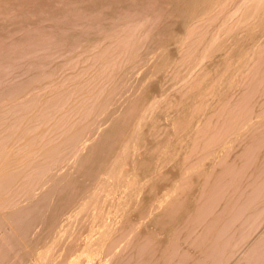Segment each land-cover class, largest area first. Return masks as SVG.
Here are the masks:
<instances>
[{
  "label": "rangeland",
  "instance_id": "obj_1",
  "mask_svg": "<svg viewBox=\"0 0 264 264\" xmlns=\"http://www.w3.org/2000/svg\"><path fill=\"white\" fill-rule=\"evenodd\" d=\"M106 1H105L106 4L103 2L105 5V6L104 5L103 6L106 7L107 3H108V5H109V7L107 6L108 9H111L110 5L111 6L115 5L118 8H122L123 6L125 7V4H126L125 0H120L121 2L120 1H118V2L121 3V5L120 4H118V5L122 6V7H119L117 5L118 2L116 0H110V1L106 0ZM130 1H132L133 4H135L137 2H141V0L140 1L130 0ZM149 1L150 2H147L148 5L153 4L156 8L153 10H155L157 13L159 10H161L160 13L166 17L164 18V16H162L160 13H158V16H159L158 17L157 13H155L156 14V15H154L155 18H153L151 16V14L147 15L148 12L146 13V15H142L145 17H141V16H140V18L138 17L139 20L136 16H134L133 18L135 19V17H136V19H137L135 21V23L133 20L130 24H128L129 26L123 25L121 27V29L119 28L117 30L118 32L120 31L119 33L116 31L117 32V34H116V32H115L116 36L113 33L115 37L112 36L113 34L112 35L110 34V36L108 35L107 38L105 39L106 42L103 41L101 43V44H107V45H105L106 50H105L103 55L109 56V55L113 54V52L115 51L114 54L111 55L112 56V62L109 60V59H111L110 56H109L110 58L109 57L105 58L103 56L105 62L107 61V59H108L107 62H110L108 65L105 64V62L101 63L102 61L99 62L98 59H97L98 61L95 59V58H97V57H95V55H96L97 49L99 47L98 45L91 42L90 44H92V45L94 44V45L92 47L90 46L91 48L89 49L86 46H88L90 44L89 43L86 44L87 41H86V43H84L85 39L83 37L77 36V35L80 36V35L84 34V32H85L84 29L85 30L87 29L86 24H87V21H89L88 19L87 20L84 19V21L86 20L84 23H83V20H80L81 18L77 19L76 22H78V23H76L74 21L76 23L75 26L72 24L73 23L72 21H71L72 23H69L70 19H68V22L62 21L63 23L61 25H59V23H58V26H56L57 25L56 22L53 23L54 21H57V20H54L55 17H54V19H53V17H51V13L52 12L61 13L62 11H64V12L66 11V13H67L66 7L71 4V2L69 0H66V2H65V0H63V1H61V0H27L24 5H22L20 7L18 6L17 7L19 9V10L17 9L18 11L22 12L23 14H26V17H28V16L30 17V18L28 17V19H26V20H25V18L23 20V18L21 17V21L26 26L28 25L27 26L28 30L32 31L33 29L34 30L39 29L38 30L39 31L38 34H39V33H41L40 30H42L44 28L45 30L43 29L42 31H44L46 33L49 32V33L47 34V36H46V34H44V32H42L43 34H40V35H42L43 38H44V36L47 37V39L44 38V40L46 41V44L40 46V48L36 47L37 50L34 47V45L31 46L32 43H28V45L30 44V47L32 50L27 46L29 48V51H28L27 47H26L27 48L26 51H28L27 54L31 57H29L28 55H25V57L27 56V58H25L24 63L21 64L22 66H24V64L27 65L29 60L31 59V61H32V59L35 57H36V59L35 60L33 59L34 61H39V60L42 61V65L40 67L42 72L39 70L40 73L43 74V75L41 74L42 75V81L30 85L29 88H27L29 85V84L28 85L26 84V83H29L27 81L25 83L27 85L26 91H28V89H29L30 92L28 91L27 93L26 92L23 93V91H25V90H23L19 94L18 93L16 94L19 98H16L17 96H15V99H14V94H13L11 96L13 99L11 98V100L14 102V104H15V100H17V99L20 102H24V101L26 102L28 100L27 101V103H28L29 101H32V99L35 98V96H36V98L39 99L38 101L40 102V99H41V102H42L44 99H45L44 101H46L47 99L48 100L54 99L53 91L55 92L54 94L58 93V91L62 92V93L63 92L66 93L67 91H71V93H74V91H76L75 89H77V90L79 89L80 93L78 95H76V96H75V94H72L74 96L70 95L71 98H68L69 100L67 98L66 99L63 98L64 100L62 99L60 101L61 102L60 104H62L61 105L62 110H64V111L66 110L64 113H66L68 111V113H66L68 115V116L67 115L66 116L70 117V119L68 120L69 121L68 124L70 123V125L75 127V128H73L71 126V128L74 131H75V129H79L82 126L84 127L85 120L84 119L82 120L81 118H84V117L86 118L88 114L90 115V118H89V115H88V118H86L88 120V121L86 120V122L90 121L89 126H88V130L93 131L92 129L98 128L100 126L101 127L99 130H101L103 127H105L108 124V121L103 120V117H101V115H99V112H98L99 111V108H98L99 102L104 97L105 92L107 89H109V87H113L115 84L116 85H122V84H119V82L120 81L123 82V80H121L122 79L121 77L124 76L123 74H125V72L128 73V75H130V76L127 77V75H125L127 77V78H125L126 79L125 80L126 87L124 89H122V92L127 93V94L129 93L128 94L129 96L132 93V91L137 90V91H135V94H134L137 97V95L139 96V94L141 92H143V89L147 88L148 85L149 86L150 85L155 86L154 88H156L155 89L156 92L153 95H151V96H149L143 100L145 103H143L142 107H144L145 109L148 108V109H146L147 112L145 111L147 113V114L145 113L146 117L145 116L143 117V119L141 120L142 122L139 121L140 120L139 116L141 115L140 114L141 112H138L136 118H134L132 121L133 124H131V127H129L130 132L127 130L128 135L131 136V134L133 135V132H134L133 130H135L138 126L140 127V129L137 128L138 132L140 133V136L138 135L139 133H137V135H135V137H138V139L136 141L137 144L133 145V143L135 141V137H134L133 138L134 141L129 142L124 147L126 150L123 147L122 148L120 147L119 149H117L118 151L115 152V155H122V154L126 155V156L122 155L125 158L124 157H123L124 159L122 158V165L120 164L121 168L119 167V169H122L123 171H126V170L128 171L131 169H132V171L136 170L137 172L135 171L136 172L135 174L137 175L138 180L142 179V177L144 176L143 171H146L145 170L146 167L147 168L151 167V165H153L155 163H159L160 160L163 161L166 158L168 159V160H166L167 164L165 163L163 165V167H161L159 169V171H158L159 177H161L160 174L161 175L164 174L163 170H165V169L167 170V168H168V171H171V172H169L170 176H172L173 173H175L173 176L176 177V180H173V179H175V177L172 176L173 177V179H172L173 181L171 180L172 183L177 181V177L179 179L182 178L183 180L185 178L188 179V180L186 179L184 181L186 183L185 185H184V182H182L184 185V188H185V191L182 193V195H187V197L186 196H184V197L189 198L190 200L192 199V196H193V200L195 199L194 202L197 203V207H194L195 209L193 210V212L190 213V215L192 214L193 216H195V215L197 216V214H198L201 217L200 218L194 217V219L196 221V223L194 222L195 226L192 223V225L189 224V226L179 225L180 227L179 226L176 227V230H174V234H173L171 240L167 241L168 244H166V246H165V249L166 250L168 249L169 252H168V250L164 251V252L169 254V256H168V258H170L168 260L169 263H172L174 261L172 264H174V263L177 264L176 262H178V260L181 259V256L183 254H187L188 256L190 255L189 258H191V259L197 258L199 256V251L197 250V247L194 243L195 238L199 237L205 231L206 224L208 223V221H210L211 219L213 220L215 218V216H217V213H218V216L221 213H223L222 210L225 206V201L226 202L230 201L228 199H231V200L233 199V201L238 199V200H241V202L236 204L237 206L235 205V207L233 209H231V212L229 211L227 213V215H228L227 220H225L226 219V216H225V219L222 218L220 220L221 221L220 223L217 222L218 223L217 225L218 226L220 225V226L219 227L217 226V228H215L216 230L214 232V234H215L214 236H217L219 234V237H221V239H222V237L223 238L226 237V239H224V240L228 239V243H227L228 245L224 246L225 248L224 247L222 248L223 249V250H221L222 255L219 256V257H223V259L221 260V258H220L219 260L223 263L224 260L226 259L224 262L226 264H231L230 263L231 261L233 264L237 260V258H239L238 260L241 259L240 262H242V263L246 259H248V260H246V262H248V263L251 262V264H253L255 261L259 260V258H260V260L264 261V255H263L264 253H262V252L259 255L254 254V255L249 257V255L251 254L250 251L252 250L251 245H254V243L260 239L257 237H260L262 235V233L264 235V227H263L264 226V224H263L264 223V219H263L264 218V210L261 212L262 217L260 218V220H257L258 222L259 221L261 222L260 225L256 221H255L256 223L252 222L253 224H251V223H248L245 221L243 222V220H242V218L245 217L248 214V212L250 213L251 211L255 210V205L259 201H262L264 199V190H263L264 185L260 187V184H259L264 179L263 178L264 170L260 169V168L258 169V167H260L261 165H263L262 163H264L263 162L264 161V159H263V157H264V139L262 140L263 142L261 140H259L261 137L264 138V112H262V111H264V10H263L264 9V0H262L263 2H261V3H260V0H250V1L249 0L248 1H245V0H209V1L205 2L204 4H202L201 6L196 7L195 9L191 8L190 10L187 9V6H186L184 0H154V1L149 0ZM179 1H182V2L180 3ZM227 1L230 3H228ZM122 2L124 3V5ZM152 2H154V3H152ZM247 2H248V4L250 2V5L246 9ZM258 3L260 5H256V6L253 5V4H258ZM74 5H77V4H74ZM251 5H252V8H251L252 11L250 10ZM71 6H72V4L68 7L70 8ZM152 6H151V10L149 12L152 11V13H153V10H152L153 7ZM257 6H259V7H257ZM55 7H56V9H55ZM77 7L81 8L79 11V12H81L83 7H80L79 5H77ZM79 8H77V9H79ZM107 8H105V9H107ZM167 8H168V10H167ZM35 9H36V11L38 10V13L35 11ZM123 9H125V8H123ZM97 10H98V12H101V10L99 8ZM246 10L248 11V14L245 13ZM227 11H228V13H227ZM39 12H40V14H39ZM221 13H224V15L223 14L221 15ZM15 14H16V11L14 12L13 15H15ZM29 14H31V15H29ZM46 14L49 15L48 16L49 20H51V22L53 20L52 23L56 27H58L57 31L54 30V32H53V29H56V27L53 25L54 26V28H53V26H51L52 25L51 22L47 21L48 17ZM68 14H69V12H68ZM215 14H217V15H215ZM246 14L249 17H247ZM42 15L44 17H42ZM32 16L34 17L33 19H32ZM65 16H66V14H65ZM156 16L158 18H156ZM216 16H218V17H216ZM45 17H47V18H45ZM151 18L153 21L154 20L155 21L153 22L152 20H150ZM45 19H46V22L44 21L45 22V25H44L43 20H45ZM1 20L3 21V20H5V18H3ZM37 20H38V26L40 24L42 25V26L40 25L41 27H39V28L37 25L34 27V24H33ZM39 20L40 21L42 20L43 23L39 22ZM64 20H66V19H64ZM78 20L82 21L81 22L82 26L80 25V22ZM148 20H150V21H148ZM2 21L0 23L4 22V21L3 22ZM105 22L107 24L110 23V21H107V20ZM121 23H124V22H121ZM136 23H138V24H136ZM160 23H164V24H160ZM63 24H65L66 26ZM62 25L64 26L63 28H62ZM70 25H72V26H70ZM29 26L32 27L33 29L29 28ZM47 26H49V27H47ZM159 26L161 28L163 26H165L166 32L160 33V30H159L160 27ZM72 27H73V29H72ZM79 27L81 29H77ZM49 28L50 29L52 28V29L49 30ZM128 28H129V30H128ZM46 29H48V30H46ZM60 29H61L62 33H60L61 31H59ZM156 29L158 31H156ZM196 29H198V30H196ZM81 30H83L82 31L83 33L80 32ZM148 30H149V32H148ZM51 31H52V33H50ZM86 32H88V29L86 30ZM94 32L95 31L90 32V33H94ZM158 32H159V35H158ZM193 32H194V34H193ZM54 33H55V35H54ZM153 34H155L153 38L159 39V40L157 39L156 42L159 44L161 43L160 44L161 46L160 45L157 46L158 44L155 43L156 46L159 47V48H156L157 51L151 45V44H153V40H152ZM189 34L191 37L189 36ZM49 35L52 37V40L49 37ZM74 35H76L77 37ZM117 35H118V38H117ZM69 36H71V38H76V39L80 38V39H77L78 41H77V44H75L76 46H74L75 48L71 47L68 44V42L67 43L63 42L64 39L67 40ZM54 37H56L55 40L56 41L58 40V42L53 41ZM108 37L109 38L111 37L114 42L111 39H110L111 40L110 41ZM48 38H50V40L47 42ZM114 38L117 40H114ZM198 38H199V40H198ZM194 39H196L198 41V43H196L195 46H194L195 42L194 43L192 42ZM128 40H129V42H128ZM196 40H194V41H196ZM209 40H211V41H209ZM81 41H82V44H81ZM134 41H135V43H134ZM115 43L117 44V46L115 45ZM149 43H151V44H149ZM110 44H112V46ZM47 45H48V49H47ZM192 45L194 46V48H192ZM82 46L85 47L86 49L84 48L85 49L84 50ZM141 46H143V47H141ZM148 46H150V47H148ZM69 47H71V48H69ZM80 47H82V48H80ZM100 47H104V46L100 45ZM76 48L78 50H76ZM45 49H47V50H45ZM70 49L71 50L73 49L72 50L73 53ZM107 49H109V50H107ZM188 49H189V51H188ZM26 51H25V53H26ZM48 51H52V53L48 52ZM111 51H113V52H111ZM135 51H136V54H135ZM186 51H188V52H186ZM259 51L261 53L262 52L263 53L261 54ZM35 52H36V54H34ZM55 52L56 53L58 52V54H56ZM109 52H111V53L108 55ZM137 52H138V54H137ZM93 53H95V54L93 55ZM32 54H33V58H32ZM71 54H73V55H71ZM115 54L118 57L116 56L115 57L116 60L115 59L113 60ZM203 54H204V56H202ZM92 56H94L95 58ZM42 57H44V58H42ZM141 59H142V61H140ZM201 59H202V61H201ZM102 60H103V58H102ZM93 61L95 63H93ZM28 64H31V62ZM103 64L105 66H103ZM26 65H25V67L27 69L29 67V69H28L29 71H26V72L24 71V69H22L23 68L22 66L18 67V69H20L19 70L20 72L23 71L24 74L21 73L23 75H21L18 72L17 68L15 70L16 74L19 73L21 75V76L17 75L19 78L20 77L22 78V79H20V81L21 80L26 81V79L30 81V79H29L31 76L30 70H33L34 68L32 65H29L28 67ZM110 65H111V67H109ZM53 67H55V70H56L54 74H52V72L51 73L47 72V71H51V69ZM57 67L59 68V70L56 69ZM26 68H25V70H27ZM94 68H95V70H94ZM5 69H7V68H5ZM11 70L14 72V68ZM52 70H54V69H52ZM96 71H98V72H96ZM261 71H263V72H261ZM142 72H143V74H142ZM26 73H28V74H26ZM48 73H50L51 75H49ZM16 74L13 73L14 77H13V75H11V77H10V80H11L10 82H12V83H10V82L9 83L13 85V86L11 85L12 87H14L15 84H17L19 82V80L17 81L18 77L15 78ZM24 75H26V76H24ZM96 75L99 78L96 77ZM100 77H101V79H100ZM51 78H53V79H51ZM129 78L132 80H130ZM15 79L17 82L14 81ZM118 80H120V81H118ZM50 81L52 83H50ZM130 81L132 84H130ZM82 82L83 83L85 82V84H83ZM88 82H90V84H91L90 88H89L90 84L88 85ZM64 83H65V85H64ZM78 83H80V84H78ZM93 83H96V84H93ZM127 83L129 85H127ZM34 85H35V87H34ZM78 85H81V86L78 87ZM130 85H131V88L129 87ZM59 86L64 90H62ZM133 86H134V88H133ZM81 87H83V88H81ZM139 87H140V89H138ZM30 89H32V90H30ZM57 89H58V91H55ZM65 90H67V91H65ZM89 90H91V91H89ZM93 91H95V92H93ZM88 94H90V95L88 96ZM121 94L122 93L120 92L118 95H121ZM127 94H122V96H119V97L125 98L124 96H126L125 99L127 100V98H128ZM54 96H56V95H54ZM119 97L117 96V98L120 100L121 98H119ZM116 99L113 102L114 105L112 104L111 106L117 107V105L118 106L120 105L119 107H117L119 109L118 113H120V108H122L124 106V104H126L127 102L125 99L124 100L122 99L123 100V106H122L121 102L119 100H116ZM11 100H10V98H8L7 100H5L6 102L2 101L0 103V106L3 103H4L3 106L4 105L6 106V103L10 106V104L12 103ZM72 100H74V101H72ZM250 101H251V103H250ZM20 102H16V103H20ZM32 102H35V100H33ZM32 102L28 103V105H27L28 108L30 106L29 104H32ZM62 102L65 104L64 108H63ZM66 103H68V104H66ZM79 103H81V104H79ZM117 103H120V104H117ZM14 104L12 103L11 105H14ZM153 104H155V105L153 106ZM236 104H238V106ZM3 106H1V107H3ZM252 106H254L255 108ZM249 107L253 110V116H254V117H252L254 119L253 122L250 121L249 123H251V125H252V123H254V122L255 123L250 127V124L248 125V122H247L248 126L246 125V127H247L246 131L242 130L243 133L241 134L240 128L243 125H245L243 122H242L243 123L242 124L241 121H244L245 116L248 115V114H246L247 110H250V111H248L249 114L252 111ZM3 108L5 111L9 110L8 106L3 107ZM59 108H60V106H58V109ZM58 109L56 108V110L58 111V114L56 115L58 117V120L60 119L59 121H61V120L66 121L65 120L66 117H64L65 115H64L63 111L61 110V108H60V110H58ZM142 109H141V111H142ZM145 109H143V111ZM29 110H30V108H29ZM26 111H27V114L31 115L30 111H28V110H26ZM59 111H62L61 115H64L63 116L64 118L60 115ZM174 114H176V115H174ZM69 115H71V116H69ZM242 115L244 116V118H240ZM157 116L159 117V119ZM236 116L237 117L239 116V118H238L239 122L234 121V119H236ZM61 117L63 119H61ZM137 117L139 120L137 119ZM164 118H166V119H164ZM248 118L250 119V117H248ZM248 118L246 117V119H248ZM231 119H233L234 124L230 123V128H231V126L235 125L236 122H238V124L236 125V128H234L235 126L233 127L234 130L230 129L228 127L229 124H227V127H226V124L223 123V122H226L227 120L230 121ZM53 120H55V118ZM53 120H51V121H53ZM165 120H166V123L168 122L166 125H164L162 123L163 121L165 123ZM137 121L142 123L141 126L139 125V123L137 125ZM246 121H244V122L246 123ZM80 122H82V123L84 122V124L81 125L82 123H80ZM92 123H94V124H92ZM135 123L137 126L134 125ZM160 124H161V126H160ZM231 124H233V125H231ZM48 125L49 124L43 126L44 129H48ZM89 127H94V128H89ZM194 127H195V129H194ZM225 127H226V129H225ZM252 127H253V129H252ZM60 129H62V127H60ZM247 129H249V130H247ZM88 130H87V132H88ZM235 130H237V131L235 132ZM9 131H12V129L8 130V132ZM217 131L219 132V135H218ZM230 131H231V133H230ZM238 131L240 134L239 133L237 134ZM127 133H126V135L124 134L125 138L128 137L130 139V137L127 136ZM129 133H131V134H129ZM57 134L59 135V137H57L58 136L57 135L56 137H53V139H51V141L54 140L56 142H59V141H62L64 139L63 137H65V135H63L62 131H61V133L59 132ZM214 134H215L214 137L217 138V139L215 138V141L213 138ZM216 134H217V136H216ZM1 135H4V134H3V131L0 130V136ZM198 135H199V137H197ZM132 137L133 136H131V138ZM139 137L144 141V143L138 142V140H140ZM200 138H201V140H200ZM208 138H211L213 140L211 141V139L209 140ZM221 139H222V142H220ZM206 140L208 141V143L206 142ZM51 141H50V144H52V143L54 144V141H52V142ZM210 141L213 143V145H211ZM253 141L255 143L257 141L261 142V143L257 142L259 147L257 146V144H255L256 146L253 148V143H254ZM203 142H204V145L209 144L207 146L208 148L211 147V149H212L214 147L213 150H211V152H209L208 150H210V149L207 150V148H204L206 146L203 147V145H202ZM223 143H225V145ZM226 144H227V146H226ZM247 145H249V147H251V148L248 149V147H246ZM78 146L79 145H77L75 148L70 150L74 153L73 156H77L76 154L79 153L78 148H80V147H78ZM137 146L138 147L140 146V148H138ZM149 146L150 147L152 146L153 149H152L151 153L149 154L147 165H145V167L140 170L139 167H135L136 166V165H134L135 163L134 164L132 163L134 161V159H132V158H133V156L139 157V156L147 155L148 152H146V151H148ZM226 148H228V149H226ZM37 149H41V148L37 147ZM37 149L35 150V152L37 151V153H33V154H35V156H33V157L31 156L35 160L34 161L31 158L32 162L33 161L34 162H37V161L42 162L43 158H40V157H42L40 155V154H42L41 153L42 151L37 150ZM127 149H130V150H127ZM246 150H249L250 152L246 151ZM38 151H39V153H38ZM70 151H69V153L67 152V154L65 151V154L66 155H68V154L72 155L73 153H71ZM122 151H123V153H122ZM224 151H226V153ZM124 152H127V153H124ZM127 154H129V155H127ZM204 154L207 156H205ZM66 155H65V157H66ZM71 155H68V157ZM113 157L116 158V156L113 155L111 161L115 159ZM244 159L245 160L248 159V160L245 161ZM262 159H263V161H262ZM253 160H254V162H253ZM162 161H160V163ZM32 162H31V164L33 165L34 163H32ZM193 162H195V163H193ZM245 163H247V164H245ZM248 163H249V165H248ZM231 164H234L233 168L234 169L236 168L235 171H234V169L230 168L229 165H231ZM59 166L62 167V169H60V171L65 170L66 168L69 167V165H66L67 167L64 166V168H63V163H59ZM164 166H165V169H164ZM134 167L136 168L135 170H133ZM188 168H189V170H187ZM253 168H254V171L252 173ZM192 169H194V170H192ZM228 169H230V170L232 169L234 172L228 171ZM35 170L38 171V169H35ZM220 171H221V173H219ZM255 171H256V174H254ZM205 172H206V175H205ZM209 172H211V173H209ZM217 172L219 173L218 176H216ZM49 173H50V170L48 169L46 175H49ZM222 173H224V176ZM183 174H184V176H183ZM186 174H188V176ZM211 174H213V176ZM257 174H259V176L261 178ZM139 175H141V176H139ZM225 175H226V177H225ZM214 176H216V177H214ZM252 176H253V178H252ZM222 177H223V179H220ZM249 177L253 181L250 180V182H249ZM255 177L257 179V182L255 181ZM146 178L147 177H145V179ZM216 178L219 179L220 181L217 180ZM115 179L118 180L117 177H114L113 179L111 178V180L108 182V185L105 188V190L99 192V194H95L97 197L96 199L100 200V202H103L104 204L99 203V201L98 200L96 201V199L94 200L95 197L93 196L94 197V198L92 197L93 200L91 201V199H90V201L87 202L86 206L88 204L91 206L92 205L93 206L97 205V206L91 207V209H90L89 208L90 206L88 205L87 210H84V209H86V206H85L83 211H80L81 213L78 211L80 219L82 217L85 218L86 223L85 222L81 223L80 220L79 221H72L70 226H68V228L66 229V232L64 233V235H61L58 239L52 238L51 239L52 241L55 239L54 242L49 240L53 244L49 245V248L46 250L47 254L44 253V255H46V256H44V259L42 258V260H44V261L42 262V260H41L40 261L41 263L39 262V264H54V263L57 264V262L59 264L62 263L65 259V253H66L67 248L72 244L73 241H75V243L77 240L79 242H83L84 238H85L84 236H86V233H88V231H86V230H88V228H90V226H93L95 224L96 227L97 226L104 227L105 225H107V227H109L110 226L109 224H112L113 221L119 220V218L116 217V209L119 210V208H121L122 211H125V210H123L125 207L122 204L127 199L131 190H133L134 186L136 185L135 183L137 182V180H136V177H134L133 181L131 180L130 186L127 189L128 191L126 190V194L124 195V197L121 198V196L119 195L121 191L119 192V187H117L118 184L116 185V187L118 188L116 195H118V197L114 196L115 195L114 190L116 187H115V185H113V181ZM121 179L122 178L119 177L118 183L121 182L120 181ZM164 180H165V182L168 181V180L166 181V179H164ZM186 181H190V182H186ZM221 181H223V182H221ZM218 182H220V183H218ZM235 182H237V183L239 182V183L236 184ZM242 182H243V184H242ZM115 183H117V181H115L114 184ZM234 183L236 184L235 187H234ZM26 184H27V182H26ZM26 184L24 186L26 187L28 185L27 187L28 188L30 187V188L26 189L27 187L26 188L24 187L27 191L25 190L26 191L25 193H23L24 192L23 191L21 194V197H22V195L25 196V194H27V192H29L30 189H32L31 187H33V186H31L32 184L31 185L29 183L27 185ZM170 184H171V182L168 181V183L164 184L165 185L164 187L169 186L168 187V189H169ZM188 184H189V186H186ZM219 184H220V186H219ZM240 184H242V185H240ZM214 185L216 187L217 186L219 187V188L217 187V189H219V192H222L224 190V187L226 189L221 194H218L219 196H216L212 200L211 198L208 197L209 194L206 196L204 194L206 192H210L211 188L214 189L215 188ZM238 185H240V186H238ZM147 186H145V189H149V188H146ZM207 186L210 188L209 191H208ZM210 186H212V187H210ZM232 186H233V188H232ZM237 186H238V188H237ZM45 187H46V184H43V186L38 187L36 189L37 191H35V192L38 194L41 191V189H43ZM204 187H205V189H204ZM239 187H241L243 189L238 192L236 189H239ZM112 188H114V190H112ZM117 188H116V190H117ZM176 189H178V190H176ZM176 189L174 191V194L176 191H177L176 194L179 193V190L181 188L178 187ZM221 189H222V191H221ZM231 189H234L235 191L232 190V192H231ZM22 190H24V189L22 188ZM109 190H112V191H109ZM249 191H250V193H249ZM108 192H112V194L110 196H108V194H107ZM168 192L169 191L166 189V192H165L166 194L164 196H166L168 194ZM241 192H244L243 195ZM163 193H164V190L159 195L163 196ZM250 194H252L253 196H251ZM230 195H232L233 197ZM238 195H242V196H238ZM236 196L238 198H236ZM249 196H251L252 198L251 197L249 198ZM206 197L208 198V200ZM243 197H245L246 199ZM234 198H236V199H234ZM22 201H23V199H22ZM95 201L97 202L96 204H95ZM89 202H91V203L93 202V203L90 204ZM100 204H101V206H100ZM9 206L10 205H7V206L5 205L4 207H1L0 212L3 209L6 211V210H9L10 208L13 207L12 205L10 207ZM108 207H112V211L109 210ZM116 207H118V208H116ZM103 209H104V211H106L105 213H104V211H102ZM94 210H95V212H94ZM107 210H109V211L107 212ZM110 211L112 212L111 214H110ZM87 212H89L88 215L85 214ZM67 213L65 214V216L68 215ZM94 213H95V215H97L96 216L97 219L94 217ZM126 213L130 214V217L133 220L132 222L138 223L141 221V218H139L140 217L139 211L137 209H133L132 211L127 210ZM80 214H81V216H80ZM92 214H93V217H92ZM106 216H108V217H106ZM142 219H144V218H142ZM222 220H223V223H222ZM239 221H240V223H239ZM247 223L252 225L254 228L250 225H249L250 226L249 227ZM254 223L257 224V226L258 225L259 226L255 227ZM113 224H116V223H113ZM146 224H147V226H146ZM146 224H144L145 227L144 226L141 227L142 229H139V231L143 230V228L144 229L148 228L149 230H151L154 233V235L158 237V240L155 241V246H157V245L160 246L163 242V241L160 242L162 239H165V238L168 239L171 236V232L168 230L159 231V228L155 227L156 226L155 223L149 224L148 222H146ZM196 224L198 226H196ZM229 224H231V225L229 226ZM243 224L247 225L248 229L250 231L249 230H247L249 232L245 231L244 235L241 233V231H239L238 233H241L242 235L238 234L237 236L241 235L242 237L239 236L240 237L239 239H238V237L231 238L229 236V235H231V232H232L231 230H233L234 228L237 229L241 225H242V227H245V226H243ZM192 226H194V227H192ZM262 227H263V229H262ZM40 228H42V224H37L35 226V228H33L32 232H31V234H33L32 237H35V235L37 236V234L41 231ZM252 228H253V230H252ZM189 230H191L190 233H192V234L188 233ZM143 231H145V230H143ZM34 232L35 233L38 232V233L35 234ZM97 232H98V234L95 233L94 235H96V236L99 235V232H100L99 229H97ZM245 233L246 234L250 233V234H248L249 237ZM256 234H258V235H256ZM82 235H83V237H82ZM222 235H225V236H222ZM81 237H82V239H81ZM187 238H189V239H187ZM234 240H236V241H234ZM191 241H193V242H191ZM232 241L235 243L237 242L238 244L236 243V246L239 245L241 248L239 246L236 247L235 243H233ZM56 242H57V244H56ZM61 242H62V244H59ZM231 242H232V244H231ZM206 243L209 244L210 241L208 242V240H207ZM97 246L96 245L93 246L94 248L91 251L93 253V255L94 254L96 255V253L99 249ZM42 247H43L42 245L39 247V251H41L43 249ZM242 247H244V248H242ZM124 249L125 248H123V251L121 250V252L119 251V249H116V251H119V252H115V253L116 254L121 253L120 256L122 255V253L123 254L125 253L124 255H126L127 251H125ZM129 249H128V251H129ZM234 249H235V251H234ZM232 250H233V252H232ZM247 250H249V251H247ZM223 251H224V254H223ZM54 252L55 253L57 252L56 253L57 256H56V254H54ZM73 252H76V251H73ZM91 252L89 254H92ZM244 252H245V254H244ZM246 252H247L248 256H247ZM128 253H130V252H128ZM231 253H232V256H231ZM69 254L71 255V253H69ZM168 254H166V255H168ZM243 254H244V256L246 255L249 258H246V256L244 257ZM49 255H50V258H49ZM93 255H90V256H93ZM18 256H19V254H18V252H16L15 257H13L11 260H13V262L16 261ZM35 256H36V258H34ZM51 256H52L53 260L51 259ZM73 256H74V254H72L70 257H73ZM120 256L114 255L115 258L116 257L119 258ZM254 256L257 257L256 259H254L255 261H253ZM34 257L31 256V259H29V257H26V264H37L36 261H37L38 255L37 254L34 255ZM112 257H109V259L106 257H104V259H103V257H101L102 261H100V258L94 259L93 257L92 258L89 257L90 259L88 258V262L89 261L90 262L88 264H90V263L91 264H95V263H97V264H110V262H109L110 260H111V264H114L117 261V259L115 262H112V260L114 258V257L113 258ZM32 258H33L34 263L32 262ZM84 258H85V256L82 258V260L86 263ZM115 258H114V260H115ZM229 258H231V259H229ZM243 258H246V259L244 260ZM91 259L94 262H92ZM49 260H51V261H49ZM80 260L81 259H79L80 264H85L82 260H81L82 262ZM55 261H57V262H55ZM238 262H237V264H238ZM240 262H239V264H240ZM5 264H7V263H5Z\"/></svg>",
  "mask_w": 264,
  "mask_h": 264
},
{
  "label": "bare ground",
  "instance_id": "obj_2",
  "mask_svg": "<svg viewBox=\"0 0 264 264\" xmlns=\"http://www.w3.org/2000/svg\"><path fill=\"white\" fill-rule=\"evenodd\" d=\"M27 0H0V18L3 19L5 18V20H1L0 19V22L2 21L3 23H0V103L2 101H5L7 100L8 98H10L11 100V96L14 94V99H15V96H17L16 94L22 92L23 90V93L24 92H28L26 91V87L28 85L27 88L30 87V85L34 84V83H37V82H40L42 81V73H40L41 69V65H42V61H34L36 59L33 58V54H32V61L31 59L29 60L28 63L31 62V64H28L27 62V65L24 64V66H22L21 64L24 63V59L27 58V56L25 57V55H28L27 52L29 51V48L31 49L30 47V44L28 45V43H32L31 46L34 45V47L36 48H40V46L46 44V41L44 40V38L47 39V37H45L44 35V38L42 37V35L40 34H43L42 30L41 33L38 34V30L39 29H36L34 30L32 27L29 26V28H32L30 30H28L27 26L21 21V17L28 19V17H26V14H23L22 12L18 11L19 9L17 8L18 6H22L25 4ZM63 1V0H61ZM72 4V6L69 8L68 5L66 8H67V13L66 11H62L61 13H58V12H52L51 13V17H55L54 20H57V21H54L52 20L53 23L56 22V26H58V23L59 25H61L63 22L62 21H65V22H68V19L69 20V23H72L74 26L76 25V20L77 19H80V20H83V23L88 19L89 21H87V24H86V27L88 29V32H86V30L84 29V34H82L83 30H81L80 32H82L81 34L82 35H77L78 37H83L85 39V42L87 41L86 44H90L91 42L98 45L100 47V45H103L104 47H98L97 49V52H96V55L95 58L96 60L98 59L99 62L101 63H104L105 60H104V57H111V59H109L111 62H112V56L114 54L113 51V54L109 55L111 52L108 53L109 56H105L103 55L104 52H105V45L107 44H101L103 41H105V39L107 38V36L110 34L112 35L113 33L115 34V32L123 25H128L130 24L133 20H134V23L135 21L137 20L136 17L140 18L141 17H145V16H142V15H149L151 14V16L153 18L154 15H156L155 13H157L155 10L153 9H156L155 6L153 4L151 5H148L147 2H150L149 0H141V2H137L135 4H133L132 1L130 0H125L126 4H125V7L123 6H119L118 4L121 5V3H119L118 1L120 0H116L117 2V5L119 7H122V8H118L114 6H111L110 5V8L111 9H108L107 6L109 7L108 3H107V6L104 7V3L106 0H69ZM110 1V0H108ZM140 1V0H138ZM151 1H154V0H151ZM185 1V4L187 6V9H195L196 7H199L201 6L202 4H204L205 2L209 1V0H184ZM245 1H248V0H245ZM250 1V0H249ZM66 2V0H65ZM104 2V3H103ZM107 2V1H106ZM113 2V1H112ZM115 2V1H114ZM121 2V1H120ZM159 2V1H158ZM180 3L182 1H179ZM219 2V1H218ZM228 2V1H227ZM232 2V1H231ZM263 2L262 0H260V3ZM16 3V4H15ZM123 3V2H122ZM154 3V2H152ZM212 3V2H211ZM226 3V2H225ZM230 3V2H228ZM74 4H77L79 5L80 7H83L82 11H80L81 8L77 7V5H74ZM106 4V3H105ZM104 5V6H103ZM124 5V3H123ZM153 5V6H152ZM158 5V4H157ZM184 5V4H183ZM243 5V4H242ZM250 5V2L248 4H246V9L247 7ZM253 5H260L259 3L258 4H253ZM55 6V5H54ZM151 6L153 7L152 10H153V13L152 11L149 12L151 10ZM182 6V5H181ZM65 7V6H64ZM114 7V8H113ZM162 7V6H161ZM254 7V6H253ZM259 7V6H257ZM79 8V9H77ZM100 9L101 12H98L97 9ZM107 8V9H104ZM125 8V9H123ZM164 8V7H163ZM252 8V5L250 7V10ZM255 8V7H254ZM253 8V9H254ZM18 9V10H17ZM30 9V8H29ZM53 9V8H52ZM56 9V7H55ZM103 9V10H102ZM123 9V10H122ZM127 9V10H126ZM161 9V8H160ZM201 9V8H200ZM228 9V8H227ZM239 9V8H238ZM21 10V9H20ZM97 10V11H96ZM122 10V11H121ZM168 10V8H167ZM205 10V9H204ZM240 10V9H239ZM249 10V11H250ZM264 10V9H263ZM16 11V14H14V12ZM36 11V9H35ZM88 11V12H87ZM107 11V12H106ZM158 11V10H157ZM161 10L158 11V13H160ZM200 11V10H199ZM222 11V10H221ZM224 11V10H223ZM252 11V10H251ZM250 11V12H251ZM38 13V10L36 11ZM69 12V14H68ZM191 12V11H190ZM189 12V13H190ZM19 13V14H18ZM27 13V12H26ZM29 13V12H28ZM145 13V14H144ZM158 13H157V16H158ZM228 13V11H227ZM248 14V11L246 10V12ZM244 13V14H245ZM40 14V12H39ZM43 14V13H42ZM48 14V13H47ZM46 14V15H47ZM66 14V16H65ZM161 14V13H160ZM169 14V13H168ZM224 15V13H221V15ZM246 14V16H247ZM252 14V13H251ZM260 14V13H259ZM31 15V14H29ZM33 15V14H32ZM35 15V14H34ZM44 15V14H43ZM42 15V17H44ZM162 16H164L163 14H161ZM160 15V16H161ZM217 15V14H215ZM220 15V14H219ZM231 15V14H230ZM49 15H47L48 17ZM134 16L135 19L133 18ZM156 16V18H158ZM256 16V15H255ZM45 17V18H47ZM166 16H164L165 18ZM215 17V16H214ZM218 17V16H216ZM249 17V16H247ZM30 18V17H29ZM34 17L32 16V19ZM83 18V19H82ZM138 18V20H139ZM161 18V17H160ZM159 18V19H160ZM163 18V17H162ZM208 18V17H207ZM220 18V17H219ZM229 18V17H228ZM227 18V19H228ZM37 19V18H36ZM66 19V20H64ZM84 19H86L84 21ZM147 19V18H146ZM230 19V18H229ZM80 25H81V22L80 21ZM110 21L109 24H107L105 21ZM152 20V18L150 19ZM148 20V21H150ZM214 20V19H213ZM46 22V19L43 20V22ZM48 22L51 20H49V17H48ZM72 21V22H71ZM76 23H75V22ZM141 21V20H140ZM139 21V22H140ZM153 21V20H152ZM155 21V20H154ZM153 21V22H154ZM39 22H42V20ZM42 22V23H43ZM45 22H44V25H45ZM51 22V26H53L54 24ZM121 22H124V23H121ZM129 22V23H128ZM82 23V24H83ZM142 23V22H141ZM140 23V24H141ZM34 27L37 25L38 26V20L35 21L34 23ZM66 24V23H65ZM63 24V25H65ZM133 24V23H132ZM138 24V23H136ZM160 24H164V23H160ZM41 25V24H40ZM38 26L41 27V26ZM43 25V26H44ZM50 25V24H49ZM62 25V28L64 27ZM67 25V24H66ZM65 25V26H66ZM84 25V24H83ZM158 25V24H157ZM166 25V24H165ZM55 26V25H54ZM53 26V28H54ZM55 26V27H56ZM72 26V25H70ZM73 26V27H74ZM78 26V25H77ZM82 26V25H81ZM85 26V25H84ZM129 26V25H128ZM162 26V25H161ZM49 27V26H47ZM72 27V29H73ZM85 27V28H86ZM160 27V26H159ZM46 28V27H45ZM61 28V27H60ZM61 28V29H62ZM71 28V27H70ZM69 28V29H70ZM84 28V27H83ZM152 28V27H151ZM150 28V29H151ZM161 28V27H160ZM159 28L160 30V33H164L166 32V28L165 26H163L161 29ZM222 28V27H221ZM41 29V28H40ZM52 29V28H51ZM49 28V30H51ZM61 29L59 31H61ZM77 29H81L80 27L77 28ZM94 29V30H93ZM133 29V28H132ZM45 30V29H44ZM48 30V29H46ZM54 30H58V27H56V29H53V32ZM90 30V31H89ZM92 30V31H91ZM129 30V28H128ZM136 30V29H135ZM154 30V29H153ZM198 30V29H196ZM95 31L94 33H90V32H93ZM146 31V30H145ZM156 31H158L156 29ZM169 31V30H168ZM190 31V30H189ZM194 31V30H193ZM118 32V31H117ZM116 32V34H117ZM120 32V31H119ZM118 32V33H119ZM122 32V31H121ZM149 32V30H148ZM200 32V31H199ZM49 32H44V34H48ZM52 33V31L50 32ZM57 33V32H56ZM62 33V31L60 32ZM59 33V34H60ZM77 33V32H76ZM188 33V32H187ZM203 33V32H202ZM71 34V33H70ZM74 34V33H73ZM114 34L112 35L113 37ZM156 34V33H155ZM152 36V40H153V44L149 43L152 45V47H154L155 49L156 48H159L157 46H159L160 44L157 43V39L153 38L154 35ZM194 34V32H193ZM55 35V33H54ZM58 35V34H57ZM69 35V34H68ZM158 35H159V32H158ZM67 36V35H66ZM76 36V35H74ZM76 36V37H77ZM111 36V37H112ZM190 36V34H189ZM194 36V35H193ZM200 36V35H199ZM49 37L51 38L52 40V37L49 35ZM70 37V38H69ZM67 40L64 39L63 42L67 43L75 48L74 46H76L75 44H77V39H80V38H71V36H69ZM109 38V40L111 39L113 41L112 38ZM191 37V36H190ZM201 37V36H200ZM50 38H48L47 42L50 40ZM56 37H54V40L55 42H58V40L56 41L55 40ZM59 38V37H58ZM65 38V37H64ZM82 38V39H83ZM117 38H118V35H117ZM120 38V37H119ZM203 38V37H202ZM219 38V37H218ZM83 39V40H84ZM204 39V38H203ZM108 40V39H107ZM110 40V41H111ZM114 40H117L114 38ZM119 40V39H118ZM159 40V39H158ZM192 40V39H191ZM196 40V39H194ZM192 41L194 43V46L196 43H198V41ZM199 40V38H198ZM202 40V39H201ZM60 41V40H59ZM211 41V40H209ZM216 41V40H215ZM62 42V43H63ZM114 42V41H113ZM127 42V41H126ZM129 42V40H128ZM117 43V42H116ZM115 43V45L117 46V44ZM135 43V41H134ZM158 44L156 46V44ZM192 43V44H193ZM214 43V42H213ZM230 43V42H229ZM81 44H82V41H81ZM93 44V45H94ZM114 44V43H113ZM212 44V43H211ZM216 44V43H215ZM62 45V44H61ZM92 44L86 46L88 47L89 49L93 46ZM95 45V46H96ZM112 46V44H110ZM137 45V44H136ZM213 45V44H212ZM221 45V44H220ZM29 48H28V47ZM91 46V47H90ZM139 46V45H138ZM161 46V45H160ZM194 46L192 45V48H194ZM215 46V45H214ZM218 46V45H217ZM28 48V51H26V49ZM45 47V46H44ZM69 47V48H71ZM79 47V46H78ZM77 47V48H78ZM83 47V46H82ZM80 47V48H82ZM97 47V46H96ZM107 47V46H106ZM140 47V46H139ZM138 47V48H139ZM143 47V46H141ZM150 47V46H148ZM189 47V46H188ZM212 47V46H211ZM36 48V50H37ZM63 48V47H62ZM68 48V47H67ZM66 48V49H67ZM76 48V50H78ZM85 47H83L84 49ZM95 48V47H94ZM111 48V47H110ZM114 48V47H113ZM190 48V47H189ZM228 48V47H227ZM42 49V48H41ZM47 49H48V45H47ZM45 49V50H47ZM65 49V48H64ZM86 49V48H85ZM84 49V50H85ZM115 49V48H114ZM113 49V50H114ZM191 49V48H190ZM209 49V48H208ZM32 50V49H31ZM57 50V49H56ZM69 50V49H68ZM71 50V49H70ZM73 50V49H72ZM71 50V51H72ZM83 50V51H84ZM109 50V49H107ZM112 50V49H111ZM130 50V49H129ZM193 50V49H192ZM191 50V51H192ZM26 51V53H25ZM150 51V50H149ZM157 51V49H156ZM189 51V49H188ZM186 51V52H188ZM207 51V50H206ZM40 52V51H39ZM43 52V51H42ZM46 52V51H45ZM48 52H51L52 51H48ZM61 52V51H60ZM85 52V51H84ZM87 52V51H86ZM155 52V51H154ZM209 52V51H208ZM253 52V51H252ZM260 52V51H259ZM56 53V52H55ZM73 53V51H72ZM75 53V52H74ZM122 53V52H121ZM191 53V52H190ZM189 53V54H190ZM261 53V52H260ZM263 53V52H262ZM261 53V54H262ZM30 54V53H29ZM36 54V52L34 53ZM43 54V53H42ZM48 54V53H47ZM58 54V52L56 53ZM95 53H93L94 55ZM133 54V53H132ZM131 54V55H132ZM135 54H136V51H135ZM138 54V52H137ZM188 54V53H187ZM205 54V53H204ZM204 54L202 56H204ZM50 55V54H49ZM73 55V54H71ZM260 55V54H259ZM29 56V55H28ZM38 56V55H37ZM77 56V55H76ZM82 56V55H81ZM104 56V57H103ZM117 55L115 54L114 55V58L113 60L115 59ZM201 56V57H202ZM31 57V56H29ZM74 57V56H73ZM86 57V56H85ZM91 57V58H92ZM109 57V58H110ZM118 57V56H117ZM170 57V56H169ZM188 57V56H187ZM39 58V57H38ZM37 58V59H38ZM44 58V57H42ZM93 58V59H94ZM103 58V60H102ZM132 58V57H131ZM134 58V57H133ZM228 58V57H227ZM94 59V60H95ZM184 59V58H183ZM203 59V58H202ZM201 59V61H202ZM259 59V58H258ZM23 60V61H22ZM44 60V59H43ZM97 60V61H98ZM116 60V59H115ZM182 60V59H181ZM261 60V59H260ZM47 61V60H46ZM45 61V62H46ZM50 61V60H49ZM96 61V62H97ZM108 61V59H107ZM106 61V62H107ZM119 61V60H118ZM131 61V60H130ZM133 61V60H132ZM142 61V59L140 60ZM105 64H109L110 62H107ZM259 62V61H258ZM92 63V62H91ZM93 63H95L93 61ZM98 63V62H97ZM178 63V62H177ZM48 64V63H47ZM115 64V63H114ZM117 64V63H116ZM166 64V63H165ZM224 64V63H223ZM25 65L28 67L29 65H32L33 66V70H30L31 71V76H30V81L26 79V81H20V79H22L21 77L19 78L17 75L21 76L23 75V71H19L20 69H18V67L22 66L21 68L24 69V71H29V67L28 69L25 67ZM103 66H105L103 64ZM165 66V65H164ZM168 66V65H167ZM111 67V65L109 66ZM195 67V66H194ZM7 68V69H5ZM14 68V72L11 70ZM18 70V72L21 74H16L15 73V70ZM25 68L27 70H25ZM46 68V67H45ZM88 68V67H87ZM90 68V67H89ZM98 68V67H97ZM119 68V67H118ZM129 68V67H128ZM142 68V67H141ZM256 68V67H255ZM9 69V70H8ZM21 69V70H22ZM54 69V70H52ZM51 69V71H47V72H52V74L55 73V67H53ZM57 70H59V68L57 67L56 68ZM40 70V71H39ZM95 70V68H94ZM104 70V69H103ZM102 70V71H103ZM139 70V69H138ZM80 71V70H79ZM127 71V70H126ZM255 71V70H254ZM17 72V71H16ZM42 72V71H41ZM98 72V71H96ZM106 72V71H105ZM114 72V71H113ZM128 72V71H127ZM263 72V71H261ZM15 75V78H17V81L19 80V82L17 84H15L14 87H12L13 85L10 84L12 82H10V77L11 75ZM30 73V72H29ZM50 73H48L49 75H51ZM57 73V72H56ZM83 73V72H82ZM101 73V72H100ZM103 73V72H102ZM108 73V72H107ZM28 74V73H26ZM42 74V75H41ZM143 74V72H142ZM260 74V73H259ZM33 75V76H32ZM106 75V74H105ZM122 75V74H121ZM124 75V76H123ZM121 77L123 80L119 82V84H122V85H114L113 87H109V89L106 90L105 92V95L104 97L101 99V101L99 102V115H101V117H103V120H107L108 121V124L103 127L101 130L100 127L98 128H95V129H92L93 131H89L88 130V126H89V122H86V118H88V115L87 117L85 118H81L82 120L84 119L85 120V124L84 122H80L82 123L81 125L84 124V127L80 126L81 128L79 129H75V131L71 128L72 125H70V123L68 124V120L70 119V117H67L68 115L66 113H68V111L66 113H64L65 111L62 110V107L60 104L61 100L64 98V99H68V98H71L70 95L72 94H75L78 95L80 93V90L78 89H75L76 91H74V93H71V91H67L66 93H62V92H59L58 89L55 90V91H58V93L54 94L55 92L53 91V97L54 99H51V100H46V101H42L41 102V99H40V102L38 101L39 99L36 98H33V100H35V102H32V101H29L28 103L32 102V104H29V108H28V103L27 101L25 102H20L17 100H15V104L14 102L12 101V103L14 105H11L10 103V106L6 103V106L3 104H1V106L3 107H7L8 106V109L9 110H4L3 107L0 106V130L3 131V134L4 135H1L0 136V208L1 207H4L5 205H12L13 207L10 208L9 210H2L0 212V264H26V257H29V259H31V256L34 257V255H38V258H37V264H39V262L42 260V258L44 259V253L47 254L46 250L49 248V245L50 244H53L51 243V239L52 238H55V239H58L61 235H64V233L66 232V229L68 228V226H70L71 222L72 221H79L81 223H86V219L85 218H81L79 217V212L80 211H83V209L85 208L86 204L88 201H91L93 200L92 197L94 198V200L97 198L95 194H99V192L105 190V188L107 187L108 185V182L111 180V178L113 179L114 177H117V179H115L113 181V185H117V187H119V192H120V196L121 198L124 197V195L126 194V190L128 189V187L130 186V183H131V180L133 181L134 177H136V180L137 182L135 183L136 185L134 186L133 190H131V192L129 193L127 199L124 201V203L122 204L125 208L123 210L125 211H122L121 208H119V210L116 209V217L119 218V220H115L112 222V224H109L110 228L107 227V225H105L104 227H101V226H95V224L93 226H90V228H88V233H86V236H84V241L83 242H79L78 240L76 241H73L72 244L67 248L66 250V253H65V259L62 263L60 264H80L79 262V259L82 260V258L85 256L84 260L86 261L85 264H88V258L89 257H93L94 259L96 258H100V261L101 260V257H106L109 259V257H114V255L116 256H120L119 253H115V252H121V250L123 251V248H125L124 250L127 251L126 255H124L122 253V255L119 257V258H113L112 262H115L116 259L117 261L114 263V264H172V263H169V259L168 256L169 254L164 252L166 249H165V246L166 244H168L167 241L171 240L173 234H174V230H176V227L179 226V225H182V226H189V224L193 225L196 223L194 217H197V218H200L201 216L197 214V216H193L192 214L190 215L191 212H193V210L195 209L194 207H197V203L194 202L193 200V196H192V199L190 200L189 198H186L187 195H182V193L185 191V188H184V185L186 184L184 181L187 179L185 178L184 180L182 178H178L177 177V181L172 183L173 180H176V177L173 176L175 173H173V177H175V179H173L172 176H170V173L171 171H168V168L167 170L165 169V166H164V174L159 177V169L161 167H163V165L166 163V160H168L167 158L164 159L161 163L159 161V163H155L153 165H151V167H146V171H143L144 172V176L142 177V179H137V175L135 174L137 171L135 170L136 168L135 167H139L140 170L143 169L145 167V165H147V161H148V158H149V154L151 153L153 147L149 146L148 148V154L147 155H144V156H139V157H136V156H133L132 159H134V161L132 162L134 165H136L133 170L135 171H132L131 170H126V171H123L122 169H119V167L122 165V158L124 156H126L125 154H122V155H115V152H117L120 147L124 148L129 142H132L134 141V137L135 135H137L138 132V129H140V127L138 126L135 130H132L134 131L133 132V135L131 133V136H133L131 138V136L128 135L127 133V130L129 131V127H131V124H133V119L136 118L138 112H141L140 114V120L141 121L143 119V117L145 116V113L147 112L146 109L148 108H144L142 107L143 103H145L143 100L151 95H153L156 91L154 88L155 86L153 85H148L147 88L143 89V92H141L139 94V96L137 95V97L134 95L135 94V91H132V93L130 94V96L127 94V93H124L122 92V89H124L126 87V83H125V78H127L128 76V73L125 72V74H123ZM127 75V77L125 76ZM256 75V74H255ZM26 76V75H24ZM54 76V75H53ZM52 76V77H53ZM101 76V75H100ZM110 76V75H109ZM14 77V75H13ZM12 77V78H13ZM23 77V76H22ZM96 77H98L96 75ZM11 78V79H12ZM27 78V77H26ZM50 78V77H49ZM99 78V77H98ZM103 78V77H102ZM263 78V77H262ZM53 79V78H51ZM50 79V80H51ZM85 79V78H84ZM87 79V78H86ZM92 79V78H91ZM101 79V77H100ZM130 79V78H129ZM261 79V78H260ZM13 80V79H12ZM73 80V79H72ZM132 80V79H130ZM136 80V79H135ZM254 80V79H253ZM16 81V79L14 80ZM16 81V82H17ZM29 82V83H26V82ZM54 81V80H53ZM140 81V80H139ZM10 82V83H9ZM46 82V81H45ZM71 82V81H70ZM78 82V81H77ZM86 82V81H85ZM85 82L83 84H85ZM91 82V81H90ZM90 82H88V85L90 84ZM101 82V81H100ZM133 82V81H132ZM27 85H26V84ZM42 83V82H41ZM50 83H52L50 81ZM59 83V82H58ZM81 83V84H82ZM10 84V85H9ZM43 84V83H42ZM47 84V83H46ZM56 84V83H55ZM80 84V83H78ZM93 84H96V83H93ZM102 84V83H101ZM130 84L131 81H130ZM12 85V86H11ZM37 85V84H36ZM51 85V84H50ZM58 85V84H57ZM65 85V83H64ZM127 85H129L127 83ZM260 85V84H259ZM81 86V85H78V87ZM86 86V85H85ZM91 84L89 85V88H90ZM108 86V85H107ZM135 86V85H134ZM133 86V88H134ZM141 86V85H140ZM35 87V85H34ZM60 87V86H59ZM75 87V86H74ZM102 87V86H101ZM131 88V85L129 86ZM128 87V88H129ZM32 88V87H31ZM61 88V87H60ZM83 88V87H81ZM88 88V89H89ZM93 88V87H92ZM96 88V87H95ZM98 88V87H97ZM56 89V88H55ZM62 89V88H61ZM60 89V90H61ZM87 89V90H88ZM127 89V88H126ZM137 89V88H136ZM140 89V87L138 88ZM32 90V89H30ZM34 90V89H33ZM64 90V89H62ZM61 90V91H62ZM83 90V89H82ZM92 90V89H91ZM89 90V91H91ZM99 90V89H98ZM158 91V90H157ZM30 92V91H29ZM32 92V91H31ZM83 92V91H82ZM95 92V91H93ZM122 93V94H127L128 98L127 100L125 99L126 96H124L125 98H121L119 96H122L121 95H118L119 93ZM129 92V91H128ZM140 92V91H139ZM25 93V94H26ZM99 93V92H98ZM101 93V92H100ZM159 93V92H158ZM91 94V93H90ZM88 94V96L90 95ZM138 94V93H137ZM56 95V96H54ZM102 95V94H101ZM27 96V95H26ZM74 96V95H72ZM117 96L119 98H121L120 100L117 98ZM34 97V96H33ZM40 97V96H39ZM16 98H19L18 96ZM81 98V97H80ZM91 98V97H90ZM117 98V99H116ZM13 99V98H12ZM21 99V98H20ZM19 99V100H20ZM63 99V100H64ZM78 99V98H77ZM92 99V98H91ZM116 100H119L123 106V100L125 99L126 100V104H124V106L122 108H120V113L119 112V109L117 107H119L117 105V107H113L111 106L113 104V102ZM123 99V100H122ZM30 100V99H29ZM69 100V99H68ZM122 100V101H121ZM147 100V99H146ZM145 100V101H146ZM166 100V99H165ZM247 100V99H246ZM74 101V100H72ZM81 101V100H80ZM245 101V100H244ZM6 102V101H5ZM16 102H20V103H16ZM68 102V101H67ZM70 102V101H69ZM117 102V101H116ZM115 102V103H116ZM165 102V101H164ZM59 103V104H58ZM63 103V102H62ZM84 103V102H83ZM155 103V102H154ZM246 103V102H245ZM251 103V101H250ZM68 104V103H66ZM81 104V103H79ZM117 104H120V103H117ZM157 104V103H156ZM64 103H63V108H64ZM114 105V104H113ZM116 105V104H115ZM155 104H153L154 106ZM238 106V104H236ZM58 106H60L61 110L63 111L64 115H61L62 114V111H59L60 115L63 117H66V121L64 120H61L59 121L58 120V117L56 116L58 114V111L56 110V108L58 109ZM234 106V105H233ZM241 106V105H240ZM113 107V108H112ZM254 107V106H252ZM11 108V109H10ZM60 108L58 110H60ZM80 108V107H79ZM97 108V109H98ZM117 108V109H116ZM145 109L143 111V109ZM235 108V107H234ZM238 108V107H237ZM243 108V107H242ZM246 108V107H245ZM250 108V107H249ZM255 108V107H254ZM69 109V108H68ZM142 109V111H141ZM251 109V108H250ZM30 111L31 112V115L30 114H27V111ZM93 110V109H92ZM117 110V111H116ZM157 110V109H156ZM252 110V109H251ZM70 111V110H69ZM86 111V110H85ZM146 111V112H145ZM174 111V110H173ZM248 111L250 110H247L246 111V114H248L247 116H245V119L246 117H250V119H244V121H246V123L244 121H241V123L243 122L245 125H243L240 129L241 131L242 130H245L246 131V125H247V122H248V125L250 124V127L255 123H249L250 121L253 122V110L250 112V114L248 113ZM229 112V111H228ZM231 112V111H230ZM264 112V111H262ZM87 113V112H86ZM151 113V112H150ZM174 113V112H173ZM221 113V112H220ZM71 114V113H70ZM92 114V113H91ZM147 114V113H146ZM67 115V116H66ZM72 115V114H71ZM69 115V116H71ZM84 115V114H83ZM176 115V114H174ZM234 115V114H233ZM251 115V116H250ZM57 118H56V117ZM82 116V115H81ZM85 116V115H84ZM202 116V115H201ZM61 117V119H63ZM146 117V116H145ZM151 117V116H150ZM156 117V116H155ZM158 117V116H157ZM55 118V120H53ZM68 118V119H67ZM89 118H90V115H89ZM167 118V117H166ZM164 118V119H166ZM225 118V117H224ZM239 116L237 117L236 116V119H234V121H238L239 122ZM240 118H244V116L242 115ZM93 119V118H92ZM95 119V118H94ZM102 119V118H101ZM159 119V117H158ZM213 119V118H212ZM219 119V118H218ZM229 119V118H228ZM252 119V120H251ZM53 120V121H51ZM90 120V119H89ZM102 120V121H103ZM156 120V119H155ZM249 120V121H248ZM257 120V119H256ZM259 120V119H258ZM74 121V120H73ZM88 121V120H87ZM139 121H137V125L139 123V125L141 126L142 123H140ZM233 119H231L230 121H226V122H223L226 124V127H227V124L228 127L230 128V123H233L234 124V121ZM92 122V121H91ZM104 122V121H103ZM132 122V123H131ZM135 122V121H134ZM142 122V121H141ZM157 122V121H156ZM202 122V121H201ZM229 122V123H228ZM238 122L235 123V125L231 126L230 129H233L236 128V125L238 124ZM88 123V124H87ZM159 123V122H158ZM164 125H166V120H165V123L164 121L162 122ZM161 123V124H162ZM199 123V122H198ZM242 123V124H243ZM48 125V129H44L43 126L45 125ZM94 124V123H92ZM104 124V123H103ZM155 124V123H154ZM160 124V126H161ZM241 124V125H242ZM135 126L136 123L134 124ZM133 125V126H134ZM156 125V124H155ZM240 125V124H239ZM247 125V126H248ZM258 125V124H257ZM256 125V126H257ZM87 126V127H86ZM132 126V127H133ZM154 126V125H153ZM225 126V125H224ZM255 126V125H254ZM43 127V128H42ZM60 127H62V129H60ZM65 129H64V128ZM69 127V128H68ZM73 127V126H72ZM156 127V126H155ZM225 127V129H226ZM71 128V129H70ZM75 128V127H73ZM89 128H94V127H89ZM134 128V127H133ZM12 129V131H9ZM98 129V130H97ZM130 129V130H131ZM195 129V127H194ZM203 129V128H202ZM239 129V128H238ZM253 129V127H252ZM59 130V131H58ZM73 130V131H72ZM88 130V132H87ZM131 130V131H132ZM234 130V129H233ZM249 130V129H247ZM63 133V135H65V137H63L62 141H59V142H56L54 140V144H50V141L51 139H53V137H56L58 134L57 133ZM232 131V130H231ZM230 131V133H231ZM237 130H235L236 132ZM240 133L242 134L243 131ZM251 131V130H250ZM130 132V131H129ZM200 132V131H199ZM218 132V131H217ZM216 132V133H217ZM228 132V131H227ZM256 132V131H255ZM127 133V136L130 137V139L128 137L125 138V135ZM202 133V132H201ZM229 133V132H228ZM239 133V131L237 132V134ZM239 133V134H240ZM125 134V135H124ZM142 134V133H141ZM199 134V133H198ZM212 134V133H211ZM254 134V133H253ZM252 134V135H253ZM140 136V133L138 134ZM218 135H219V132H218ZM195 136V135H194ZM212 136V135H211ZM215 134L213 135V138H214V141H215V138L214 137ZM217 136V134H216ZM251 136V135H250ZM59 137V135L57 136ZM199 137V135L197 136ZM202 137V136H201ZM140 138V137H139ZM212 138V137H211ZM211 138H208L209 140ZM262 138V139H261ZM259 140H263L264 138L261 137ZM57 139V138H56ZM138 137H135V141L133 143V145L137 144L136 141H137ZM196 139V138H195ZM203 139V138H202ZM217 139V138H216ZM226 139V138H225ZM140 138V140H138V142H143L144 141ZM201 140V138H200ZM205 140V139H204ZM213 139H211L212 141ZM219 140V139H218ZM258 140V139H257ZM51 141V142H52ZM210 141V142H211ZM56 142V143H55ZM206 142L208 143V141L206 140ZM209 142V143H210ZM222 142V139L221 141ZM231 142V141H230ZM229 142V143H230ZM254 142V141H253ZM259 142V141H257ZM257 142L253 143V148L256 146L255 144H257ZM263 142V141H262ZM138 143V144H139ZM261 143V142H259ZM19 144V145H18ZM225 145V143H223ZM77 145H79L78 148L79 149V153L76 154L77 156H73L74 153L70 150H72L73 148H75ZM203 147L204 148H207L210 149L208 150L209 152H211V150H213V148L211 149L208 148L207 145H204V142L202 143ZM211 145H213V143L211 142ZM220 145V144H219ZM223 145V146H224ZM263 145V144H262ZM227 146V144H226ZM229 146V145H228ZM252 146V145H251ZM258 146V144H257ZM37 147L41 148V149H37ZM45 147V148H44ZM138 147V146H137ZM136 147V148H137ZM230 147V146H229ZM228 147V148H229ZM246 147L251 148L249 147V145H247ZM259 147V146H258ZM37 150H41L42 154H40L42 157L40 158H43L42 159V162L41 161H37V162H34L35 160L32 158L33 156H35V154L33 153H37V151L35 152L36 149ZM44 148V149H43ZM127 148V147H126ZM130 148V147H129ZM134 148V147H133ZM140 148V146L138 147ZM224 148V147H223ZM226 148V149H228ZM35 149V150H34ZM77 149V150H78ZM125 149V148H124ZM123 149V150H124ZM186 149V148H185ZM76 150V149H75ZM126 150V149H125ZM124 150V151H125ZM127 150H130V149H127ZM204 150V149H203ZM206 150V151H207ZM225 150V149H224ZM253 150V149H252ZM65 151H66V154L67 152L69 153V151L71 153H73L72 155L71 154H68V155H71L68 157V155L65 154ZM132 151V150H131ZM134 151V150H133ZM246 151H249V150H246ZM129 152V151H128ZM154 152V151H153ZM208 152V153H209ZM226 153V151H224ZM223 152V153H224ZM250 152V151H249ZM39 153V151H38ZM123 153V151H122ZM124 153H127V152H124ZM247 153V152H246ZM254 153V152H253ZM66 157H65V155ZM117 154V153H116ZM121 154V153H120ZM132 154V153H131ZM206 154V153H205ZM204 154V155H205ZM213 154V153H212ZM37 155V154H36ZM116 156L113 157L115 158L114 160L111 161L112 159V156ZM129 155V154H127ZM32 156V157H31ZM132 156V155H131ZM207 156V155H205ZM219 156V155H218ZM246 156V155H245ZM121 157V158H120ZM31 158L34 160L32 162ZM125 158V157H124ZM123 158V159H124ZM255 159V158H254ZM264 159V157H263ZM262 159V161H263ZM203 160V159H202ZM243 160V159H242ZM245 160V159H244ZM248 160V159H246ZM245 160V161H246ZM252 160V159H251ZM200 161V160H199ZM34 163L33 165L31 164ZM198 162V161H197ZM206 162V161H205ZM204 162V163H205ZM248 162V161H247ZM250 162V161H249ZM254 162V160H253ZM261 162V161H260ZM264 162V161H263ZM59 163H63V168L64 166L66 165H69L68 168H66L65 170H62L60 171V169H62V167L59 166ZM195 163V162H193ZM257 163V162H256ZM121 164V165H120ZM167 164V163H166ZM199 164V163H198ZM247 164V163H245ZM263 165H261L260 167H258V169H263L264 170V163H262ZM32 165V166H31ZM232 165V166H231ZM229 165L230 168L234 169V164H231ZM249 165V163H248ZM253 165V164H252ZM256 165V164H255ZM153 166V167H152ZM193 166V165H192ZM67 167V166H66ZM194 167V166H193ZM227 167V166H226ZM121 168V167H120ZM185 168V167H184ZM196 168V167H195ZM198 168V167H197ZM228 168V167H227ZM226 168V169H227ZM35 169H38V171H36ZM49 169L50 170V173L49 175H46L47 173V170ZM182 169V168H181ZM225 169V168H224ZM230 170L228 169V171H233V170ZM170 170V169H169ZM189 170V168L187 169ZM194 170V169H192ZM199 170V169H198ZM222 170V169H221ZM236 170V168L234 169V171ZM257 170V169H256ZM35 171V172H34ZM46 171V172H45ZM162 171V172H163ZM196 171V170H195ZM233 171V172H234ZM254 171V168L252 170V173ZM203 172V171H202ZM224 172V171H223ZM259 172V171H258ZM263 172V171H262ZM139 173V172H138ZM142 173V172H141ZM140 173V174H141ZM197 173V172H196ZM211 173V172H209ZM221 173V171L219 172ZM219 173L217 172L216 173V176L219 175ZM225 173V172H224ZM224 173L223 176H224ZM227 173V172H226ZM229 173V172H228ZM261 173V172H260ZM194 174V173H193ZM203 174V173H202ZM230 174V173H229ZM232 174V173H231ZM256 174V171L255 173ZM262 174V173H261ZM188 176V174H186ZM205 175H206V172H205ZM213 176V174H211ZM210 175V176H211ZM259 176V174H257ZM264 175V174H263ZM141 176V175H139ZM181 176V175H180ZM184 176V174H183ZM214 176V177H216ZM228 176V175H227ZM249 176V175H248ZM251 176V175H250ZM254 176V175H253ZM252 176V178H253ZM119 177H121L122 179L120 180L121 182L118 183L119 181ZM145 177H147L145 179ZM159 177V178H158ZM186 177V176H185ZM226 177V175H225ZM231 177V176H230ZM260 177V176H259ZM168 178V179H167ZM184 178V177H183ZM218 178V177H217ZM216 178V179H217ZM236 178V177H235ZM258 178V177H257ZM261 178V177H260ZM264 178V176H263ZM262 178V179H263ZM144 179V180H143ZM166 181H170L171 184H170V188L168 189V187H164L165 183H168L165 182ZM173 179V180H172ZM210 179V178H209ZM220 179H223L220 178ZM259 179V178H258ZM164 180V181H163ZM172 180V181H171ZM188 180V179H187ZM190 180V179H189ZM198 180V179H197ZM215 180V179H214ZM219 180V179H217ZM250 177H249V182H250ZM261 180V179H260ZM117 181V183L114 184V182ZM192 181V180H191ZM220 181V180H219ZM253 181V180H252ZM255 181L257 182V179L255 177ZM29 183L31 186L32 189H30L29 192H27V194H25V196L22 195L21 197V194L22 192L25 193L27 190L26 189H29L27 186V184ZM163 182V183H162ZM184 182V185L183 183ZM186 182H190V181H186ZM217 182V181H216ZM215 182V183H216ZM223 182V181H221ZM220 183V182H218ZM233 183V182H232ZM236 184H238L237 182H235ZM234 183V187L236 186V184ZM263 183V184H262ZM27 185L26 187L24 185ZM43 184H46V187L41 189V191L37 194L35 191H37L36 189L38 187H41L43 186ZM214 184V183H213ZM231 184V183H230ZM243 184V182H242ZM240 184V185H242ZM245 184V183H244ZM252 184V183H251ZM258 184V183H257ZM260 187L264 185V179L263 181H261L260 183ZM258 184V185H259ZM262 184V185H261ZM29 185V186H30ZM148 185V186H147ZM150 185V186H149ZM169 185V184H168ZM210 185V184H209ZM238 185V186H240ZM145 186H147L146 188H149V189H145ZM167 186V185H166ZM186 186H189L186 185ZM220 186V184H219ZM237 186V188H238ZM26 189H25V188ZM114 187V186H113ZM116 187V188H117ZM164 187V188H163ZM180 187L181 189L179 190V193L174 194V191L176 188ZM206 187V186H205ZM204 187V189H205ZM208 187V186H207ZM212 187V186H210ZM214 189L211 188V191L210 192H206L204 195H208L209 194V198H211L212 200L216 197V196H219L218 194H221L226 188L224 187V190L221 191L222 192H219V189H217V187L214 185ZM229 187V186H228ZM227 187V188H228ZM242 187V186H241ZM239 187V189H236L238 192L241 191L243 188ZM254 187V186H253ZM22 188L24 190H22ZM114 190V188H112V190L115 191V195L114 196H117L116 195L117 191H118V188L117 190ZM219 188V187H218ZM230 188V187H229ZM233 188V186H232ZM166 189L169 191L168 194L166 196H164L166 193ZM209 187H208V191H209ZM213 189V190H212ZM263 189V188H262ZM26 190V191H25ZM108 190V189H107ZM112 190H109V191H112ZM164 190V193H163V196L159 195L162 193V191ZM178 190V189H176ZM189 190V189H188ZM201 190V189H200ZM235 191L234 189H231V192ZM264 190V189H263ZM128 191V190H127ZM196 191V190H195ZM205 191V190H204ZM230 191V190H229ZM255 191V190H254ZM253 191V192H254ZM118 192V193H119ZM200 192V191H199ZM237 192V193H238ZM252 192V191H251ZM234 193V192H233ZM236 193V194H237ZM242 195L244 192H241ZM250 193V191H249ZM108 196H110L112 194V192H108L107 193ZM240 194V193H239ZM253 194V193H252ZM252 194H250L251 196H253ZM255 194V193H254ZM27 195V196H26ZM242 195H238V196H242ZM186 196V197H184ZM232 196V195H230ZM248 196V195H247ZM249 196V198L251 197ZM24 197V198H23ZM202 197V196H201ZM233 197V196H232ZM235 197V196H234ZM205 198V197H204ZM207 198V197H206ZM231 198V197H230ZM236 198H238L236 196ZM234 198V199H236ZM245 198V197H243ZM252 198V197H251ZM23 199V201H22ZM124 199V198H123ZM228 199V198H227ZM246 199V198H245ZM262 199V198H261ZM98 199H96L97 201ZM114 200V199H113ZM203 200V199H202ZM208 200V198H207ZM230 201L226 202L225 201V206L222 210L223 213H221L219 216H218V213H217V216H215V218L210 221H208V223L206 224V228H205V231L197 238H195V245L197 247V250L199 251V256L197 258H194V259H191L189 258V256L187 254H183L181 256V259L178 260V262H176L177 264H223L225 262L222 263L219 259L221 258V260L223 259V257H219L221 254V250H223L222 248L226 245H228V239L227 240H224L226 239L222 237H219V234L217 236H214V232H215V228H217V224L220 223L221 219L224 218L225 219V216H226V219L227 220V213L230 211L231 212V209H233L235 207L236 204H238L239 202H241V200H235L233 201V199H228ZM95 201V204L97 203ZM99 203H102L104 204L103 202H100V200H98ZM201 201V200H200ZM198 202V201H197ZM202 202V201H201ZM90 204H92L91 202H89ZM119 204V203H118ZM199 204V203H198ZM253 204V203H252ZM89 205V204H88ZM87 205V206H88ZM240 205V204H239ZM9 206V207H10ZM86 206V209L84 210H87L88 207ZM90 209L91 207H96V206H91L89 205ZM101 206V204H100ZM103 206V205H102ZM111 206V205H110ZM118 206V205H117ZM120 206V205H119ZM237 206V205H236ZM241 206V205H240ZM122 207V206H121ZM199 207V206H198ZM104 208V207H103ZM118 208V207H116ZM123 208V207H122ZM201 208V207H200ZM96 209V208H95ZM109 210L112 211V207H108ZM114 209V208H113ZM133 209H137L139 211V218H141V221L138 222V223H134L132 222V218L130 217V214H127V210H130L132 211ZM198 209V208H197ZM254 209V208H253ZM98 210V209H97ZM101 210V209H100ZM107 210V212L109 211ZM264 210V199L262 201H259L256 205H255V210L254 211H251L250 213L248 212V214L242 218L243 222H248V223H251L253 224L252 222H258L257 220H260V218L262 217V211ZM79 211V212H78ZM104 211V209L102 210ZM110 211V214L112 213ZM118 211V212H117ZM200 211V210H199ZM68 212V213H67ZM86 212V211H85ZM90 212V211H89ZM85 213L88 215V213ZM95 212V210H94ZM106 211H104L105 213ZM115 212V211H114ZM68 214L67 216H65V214ZM81 213V212H80ZM198 213V212H197ZM233 213V212H232ZM84 214V215H85ZM108 214V213H107ZM196 214V213H195ZM102 215V214H101ZM202 215V214H201ZM233 215V214H232ZM81 216V214H80ZM86 216V215H85ZM84 216V217H85ZM97 215H95L94 213V217L97 219L96 217ZM87 217V216H86ZM92 217H93V214H92ZM108 217V216H106ZM115 217V216H114ZM144 218V219H142ZM231 218V217H230ZM240 218V217H239ZM258 218V219H257ZM105 219V218H104ZM264 219V218H263ZM95 220V219H94ZM241 220V221H242ZM112 221V220H111ZM262 221V220H261ZM95 222V221H94ZM99 222V221H98ZM146 222H148L149 224L150 223H155L156 226L155 227H158L159 228V231H162V230H168L171 232V236L167 239H162L160 242H162V244L160 246H155V241L158 240V237L154 235V233L149 230L148 228L144 229L145 231L141 230L139 231V229H142L141 227H145L144 224H146ZM195 222V223H194ZM218 222V223H217ZM228 222V221H227ZM226 222V223H227ZM255 222V223H256ZM111 223V222H110ZM113 223H116V224H113ZM198 223V222H197ZM222 223H223V220H222ZM229 223V222H228ZM240 223V221H239ZM247 223V224H248ZM254 223V224H255ZM37 224H42V228L41 231L37 234V236L35 235V237H32L33 234H31L33 228H35V226ZM102 224V223H101ZM242 224V223H241ZM258 224L260 225L261 222L259 221ZM264 224V223H263ZM231 224H229L230 226ZM250 224H248L249 226ZM258 225V226H259ZM147 226V224H146ZM195 226V225H194ZM192 226V227H194ZM196 226H198L196 224ZM220 226V225H219ZM218 226V227H219ZM238 226V225H237ZM243 226L245 227H242V225L240 227H238L237 229L234 228L233 230H231V235H229L231 238H235V237H238V239L240 237H242L241 235L243 234L244 235V232H249L250 230L248 229V226L247 225H244ZM252 226V225H250ZM249 226V227H250ZM257 224H255V227H258ZM262 226V225H261ZM180 227V226H179ZM253 227V226H252ZM264 227V226H263ZM262 227V229H263ZM82 228V227H81ZM80 228V229H81ZM183 228V227H182ZM187 228V227H186ZM232 228V227H231ZM254 228V227H253ZM252 228V230H253ZM79 229V230H80ZM97 229H99V235H94L95 233L98 234L97 232ZM198 229V228H197ZM183 230V229H182ZM194 230V229H193ZM249 230V231H247ZM255 230V229H254ZM239 231H241V233H238ZM75 232V231H74ZM80 232V231H79ZM164 232V231H163ZM191 230H189V234H192L190 233ZM196 232V231H195ZM252 232V231H251ZM254 232V231H253ZM35 233V232H34ZM35 233V234H36ZM85 234V233H84ZM83 234V235H84ZM238 234H241L239 236H237ZM246 234V233H245ZM250 234V233H248ZM246 234L248 237L249 235ZM253 234V233H252ZM73 235V234H72ZM82 235V237H83ZM227 235V234H226ZM258 235V234H256ZM263 235V233H262ZM260 236V237H257V238H260L257 242L254 243V245H251V251H250V256L252 255H256V254H260L261 252L264 253V235L263 236ZM55 236V237H54ZM187 236V235H186ZM189 236V235H188ZM221 236V235H220ZM222 236H225V235H222ZM228 236V237H229ZM63 237V236H62ZM79 237V236H78ZM81 237V239H82ZM216 237V238H215ZM246 238V237H245ZM244 238V239H245ZM54 239V240H55ZM79 239V238H78ZM189 239V238H187ZM243 239V240H244ZM247 239V238H246ZM51 240V241H49ZM54 240L52 242H54ZM160 240V239H159ZM210 241L209 244H207L206 242ZM236 241V240H234ZM241 241V240H240ZM239 241V242H240ZM245 241V240H244ZM193 242V241H191ZM230 242V241H229ZM233 242V241H232ZM231 242V244H232ZM243 242V241H242ZM158 243V242H157ZM235 243V242H233ZM237 243V242H236ZM236 243H235V246H236ZM245 243V242H244ZM57 244V242H56ZM59 244H62L59 243ZM230 244V243H229ZM238 244V243H237ZM241 244V243H240ZM43 246L42 250L39 251V247L40 246ZM94 245H98L97 247L99 248L96 255L94 256L93 253L91 252L92 249L94 248L93 246ZM248 245V244H247ZM80 246V247H79ZM234 246V247H235ZM239 245H237L236 247H238ZM235 247V248H236ZM240 247V246H239ZM245 247V246H244ZM242 247V248H244ZM131 250H130V249ZM167 248V247H166ZM225 248V247H224ZM233 248V247H232ZM241 248V247H240ZM246 248V247H245ZM77 249V250H76ZM116 249H119V251H116ZM127 249V250H126ZM129 249V251H128ZM168 250V249H167ZM166 250V251H167ZM227 250V249H226ZM230 250V249H229ZM241 250V249H240ZM73 251H76V252H73ZM235 251V249H234ZM237 251V250H236ZM242 251V250H241ZM246 251V250H245ZM249 251V250H247ZM18 252L19 256L17 258L16 261L13 262V260H11L13 257H15V253ZM92 253V254H89V253ZM130 252V253H128ZM169 252V250H168ZM233 252V250H232ZM57 253V252H56ZM54 252V254H56ZM61 253V252H60ZM71 253L74 254L73 257H70L71 255L69 254ZM69 254V255H68ZM119 254V255H118ZM168 254V255H166ZM223 254H224V251H223ZM237 254V253H236ZM245 254V252H244ZM243 254V256H244ZM247 254V252H246ZM60 255V254H59ZM90 255H93V256H90ZM264 255V254H263ZM57 256V254H56ZM166 256V257H165ZM231 256H232V253H231ZM236 256V255H235ZM246 256V255H245ZM244 256V257H245ZM248 256V254H247ZM246 258H249L247 257ZM59 257V256H58ZM226 257V256H225ZM230 257V256H229ZM241 257V256H240ZM36 258V256L34 257ZM49 258H50V255H49ZM111 258V259H112ZM246 258H243L244 260ZM257 257L254 256L253 258V261H255L254 259H256ZM51 259H52V256H51ZM90 259V258H89ZM172 259V258H171ZM231 259V258H229ZM236 259V258H235ZM239 258H237V260L233 263V264H237V262L240 260H238ZM53 260V259H52ZM57 260V259H56ZM80 260V261H81ZM99 260V259H98ZM234 260V259H233ZM248 260V259H246ZM243 261L240 262V264H251ZM11 261V262H10ZM44 260H42L43 262ZM51 261V260H49ZM81 261V262H82ZM92 261V259H91ZM168 261V262H167ZM172 261V260H171ZM32 262H33V258H32ZM31 262V263H32ZM57 262V261H55ZM68 262V263H67ZM94 262V261H92ZM104 262V261H103ZM110 264H111V260L109 261ZM238 262V264H239ZM34 263V262H33ZM41 263V262H40ZM50 263V262H49ZM108 263V262H107ZM232 264V261L230 262ZM55 264V263H54ZM57 264H59L57 262ZM91 264V263H90ZM97 264V263H95ZM175 264V263H174ZM226 264V263H224ZM253 264H264V261L260 260H257L255 261Z\"/></svg>",
  "mask_w": 264,
  "mask_h": 264
}]
</instances>
